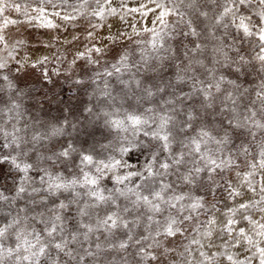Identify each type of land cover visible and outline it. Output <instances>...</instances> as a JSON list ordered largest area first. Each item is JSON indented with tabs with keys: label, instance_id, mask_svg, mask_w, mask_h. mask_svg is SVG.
Here are the masks:
<instances>
[{
	"label": "snow or ice",
	"instance_id": "snow-or-ice-1",
	"mask_svg": "<svg viewBox=\"0 0 264 264\" xmlns=\"http://www.w3.org/2000/svg\"><path fill=\"white\" fill-rule=\"evenodd\" d=\"M59 3L29 14L0 0V166L12 182L0 189V264H264V0ZM9 10L47 30L83 19L86 35L30 55L6 35ZM135 13L153 26L129 24ZM74 42L71 60L51 51ZM53 62L87 103L18 126L32 97L16 79L32 69L52 83ZM133 151L148 158L124 171Z\"/></svg>",
	"mask_w": 264,
	"mask_h": 264
},
{
	"label": "rangeland",
	"instance_id": "rangeland-1",
	"mask_svg": "<svg viewBox=\"0 0 264 264\" xmlns=\"http://www.w3.org/2000/svg\"><path fill=\"white\" fill-rule=\"evenodd\" d=\"M15 2L20 3L21 5H29V14H34L31 13V8L37 5V0H15ZM77 2L78 0H69V4L75 5L77 4ZM126 2L129 8H136L139 7V4L142 2L147 3V0H126ZM53 4L56 6L53 7L52 5H46L49 13L53 11L64 10V5L60 4L59 0H53ZM6 15H8L12 19L18 20V23L16 25L9 26L6 31V35L9 41L11 42L19 39L27 40L30 45V47L26 49L28 54L31 52L32 48H42V42L47 43L53 36H57L61 41H63L65 39H71V36L73 34L80 35L81 37L86 35L87 21L83 19H79L76 22V28H73L71 25L61 22L59 18H56V22L61 24L60 29L47 30L36 27L34 23H28L22 13H17L15 11L9 10ZM254 19H256V17H254ZM153 20L154 16L152 13H149L146 17H141L139 13L132 14L128 17V23L134 24L137 28L152 27ZM118 29L125 30L131 33V29L126 25H121L120 23L114 24L112 31H117ZM122 46L126 47L127 42H122ZM77 47H82L80 42H74L72 46L58 43L51 51L55 52L56 50H59L61 52H64L66 55H68V59L71 60V54L76 50ZM66 49L67 51L65 52ZM119 51L120 46H117L112 52L108 54L106 59L111 60ZM48 54H50V52ZM46 67H48L50 70L52 83L45 82L40 76V71L32 69H26L24 72L20 73L19 78L15 81L20 89L26 92L30 91L32 97L31 99L25 97V99L22 101L23 108L25 110V119L21 122V125L18 126H22L23 123L29 118H41L48 120L62 118L64 115H67V113L63 111L65 108L82 107L85 103H87V97L82 92L73 95V93L69 90L70 85L65 82L66 77L64 75L56 76L51 74V70L53 69V67H58L61 69V71H64L68 67L67 62H65L63 65L57 62H53L52 64L46 65ZM82 75H84V65L81 61L77 63L73 78H75V76ZM2 99L6 100L7 97L4 96ZM72 118L74 120L76 118H79L78 127L83 129V125L85 122L83 121V117L80 116V113L78 111L73 114ZM4 119H7V117H4ZM9 130H11L10 127ZM88 130L90 131L91 129L89 128ZM96 136L97 138H100V133L97 132ZM147 158V153L141 155L139 151H133L125 157L126 162L132 167L130 169H125L124 171H134L142 168ZM105 183L108 187H111V181L106 179ZM11 187L12 182L7 176V166H0V189L8 190L11 189ZM7 194L11 193L8 192ZM63 198L64 197H61V199ZM4 211H8L6 206ZM5 220L6 217L3 214H0V223L5 222ZM37 227L39 228L41 226L37 225ZM180 243L181 238H177L173 246L178 247Z\"/></svg>",
	"mask_w": 264,
	"mask_h": 264
},
{
	"label": "bare ground",
	"instance_id": "bare-ground-1",
	"mask_svg": "<svg viewBox=\"0 0 264 264\" xmlns=\"http://www.w3.org/2000/svg\"><path fill=\"white\" fill-rule=\"evenodd\" d=\"M49 53L48 49H45L44 47H40V48H36L31 50V52L29 53L30 55L34 54L35 56H39V55H46Z\"/></svg>",
	"mask_w": 264,
	"mask_h": 264
}]
</instances>
